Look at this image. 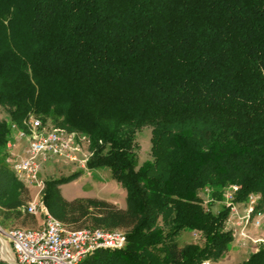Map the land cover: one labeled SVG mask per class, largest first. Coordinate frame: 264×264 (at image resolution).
Segmentation results:
<instances>
[{
    "label": "trees",
    "instance_id": "trees-1",
    "mask_svg": "<svg viewBox=\"0 0 264 264\" xmlns=\"http://www.w3.org/2000/svg\"><path fill=\"white\" fill-rule=\"evenodd\" d=\"M88 142L127 207L65 199L47 179L42 202L68 230H122L126 245L81 264L216 263L235 240V202L264 206V0H0V225L27 227L30 190L8 143L30 117ZM151 127V158L137 138ZM211 192L212 201L202 193ZM200 236L180 245L183 230ZM237 264H264V243Z\"/></svg>",
    "mask_w": 264,
    "mask_h": 264
},
{
    "label": "built area",
    "instance_id": "built-area-1",
    "mask_svg": "<svg viewBox=\"0 0 264 264\" xmlns=\"http://www.w3.org/2000/svg\"><path fill=\"white\" fill-rule=\"evenodd\" d=\"M13 130L17 140L28 142V150L24 156L13 160L12 169L21 182L28 187L37 188L36 194L31 197L25 210L45 217L44 223L36 228H4L0 225V236L10 243L18 262L20 264H81L86 256L97 249L123 248L127 242L124 231L101 228L68 230L49 214L42 202L45 183L39 178L41 160L48 157L60 158L86 168L90 153L87 158L80 143L87 140L75 132L48 128L43 125L41 119L33 116L24 121V128L14 125ZM79 155H84V158L80 160ZM235 189L236 187L227 189L224 193L225 205L230 210L226 221L227 227L233 231L235 240L243 237L253 243H264V239L253 238L249 234L251 227L257 229L264 227V206H259L260 196L252 194L246 202L239 204L235 202Z\"/></svg>",
    "mask_w": 264,
    "mask_h": 264
},
{
    "label": "rangeland",
    "instance_id": "rangeland-1",
    "mask_svg": "<svg viewBox=\"0 0 264 264\" xmlns=\"http://www.w3.org/2000/svg\"><path fill=\"white\" fill-rule=\"evenodd\" d=\"M50 128V127H48ZM151 127L146 125L143 126L137 133V138L140 145V150L137 157L136 167H142L151 158ZM81 148L83 154L89 156V149L87 142L82 141ZM83 155V156H84ZM80 156V160L84 157ZM12 159H16L14 153L11 152ZM11 160V165L13 163ZM39 178L44 183L47 179H66L74 175L73 179L65 182L61 185L60 190L62 196L67 200H72L75 198L85 197V198H98L103 199L112 203H115L121 208L127 207L126 201V190L111 176V170L107 167L93 168L89 169L81 168L78 163H72L64 161L60 158H46L41 160ZM30 195L33 197L37 188L29 187ZM205 201H212L211 192L202 193ZM224 202L214 201V209L219 208ZM43 219L45 217L43 216ZM249 234L253 238L264 239V227L262 229H257L251 227ZM200 236L198 234H193L190 230L186 229L181 231L178 236V242L180 245H185L191 243L195 240H199ZM245 243V244H244ZM261 242L253 243L248 238L240 237L234 240L228 245L227 253L224 257L216 263L213 264H237L246 260L250 253L255 251Z\"/></svg>",
    "mask_w": 264,
    "mask_h": 264
},
{
    "label": "crops",
    "instance_id": "crops-1",
    "mask_svg": "<svg viewBox=\"0 0 264 264\" xmlns=\"http://www.w3.org/2000/svg\"><path fill=\"white\" fill-rule=\"evenodd\" d=\"M10 153L13 152L16 158L22 157L28 150V142L26 140H17L15 134H13L10 146H8ZM3 217L0 215V220ZM44 223L43 215H35V221L32 225L23 228H36ZM0 264H20L17 257L12 250L10 243L0 236Z\"/></svg>",
    "mask_w": 264,
    "mask_h": 264
}]
</instances>
